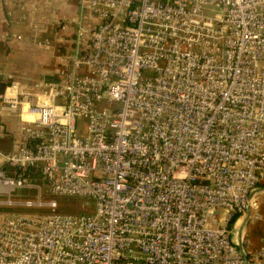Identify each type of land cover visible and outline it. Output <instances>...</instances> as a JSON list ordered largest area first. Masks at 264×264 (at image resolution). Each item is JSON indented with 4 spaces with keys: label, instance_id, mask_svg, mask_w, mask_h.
<instances>
[{
    "label": "built area",
    "instance_id": "2783aa9c",
    "mask_svg": "<svg viewBox=\"0 0 264 264\" xmlns=\"http://www.w3.org/2000/svg\"><path fill=\"white\" fill-rule=\"evenodd\" d=\"M29 1L37 18L56 0ZM79 6L51 20L73 33L56 79L0 95L21 136L0 206L40 180L94 213L0 217V264H264L245 234L264 191V0Z\"/></svg>",
    "mask_w": 264,
    "mask_h": 264
},
{
    "label": "crops",
    "instance_id": "0c3cea01",
    "mask_svg": "<svg viewBox=\"0 0 264 264\" xmlns=\"http://www.w3.org/2000/svg\"><path fill=\"white\" fill-rule=\"evenodd\" d=\"M79 8V0H56L36 18L26 12L31 9L29 0L14 4L0 0V83L9 85L16 80L24 89L40 80H55L58 53L70 50L66 39L73 33L72 29L67 33L55 32L51 20L75 17ZM32 23L38 24L37 31H33ZM44 40L52 42L50 50L38 45V41ZM19 118L17 111L0 112V169L5 167L4 156L21 141ZM260 196L259 218L245 228L251 250L264 249V191Z\"/></svg>",
    "mask_w": 264,
    "mask_h": 264
},
{
    "label": "rangeland",
    "instance_id": "374dc122",
    "mask_svg": "<svg viewBox=\"0 0 264 264\" xmlns=\"http://www.w3.org/2000/svg\"><path fill=\"white\" fill-rule=\"evenodd\" d=\"M31 5V3H30ZM26 12L31 13L26 9ZM34 20V19H33ZM36 25V29H38V24L32 23ZM39 180L38 187L39 190H31V191H17L13 195V200L15 202H21L25 205L21 206H8L1 205L0 206V217H3L9 213H18L28 215L31 218H44L48 216L54 215H70V216H80L84 214H92L94 213V206L92 201L88 199H84L81 197L75 196H59L53 195L49 193L43 184L40 183ZM259 190L256 194H258ZM3 200H7L8 198H2ZM31 203V205H26V203Z\"/></svg>",
    "mask_w": 264,
    "mask_h": 264
},
{
    "label": "water",
    "instance_id": "95a60500",
    "mask_svg": "<svg viewBox=\"0 0 264 264\" xmlns=\"http://www.w3.org/2000/svg\"><path fill=\"white\" fill-rule=\"evenodd\" d=\"M8 87V84L6 82L0 83V95H3Z\"/></svg>",
    "mask_w": 264,
    "mask_h": 264
}]
</instances>
